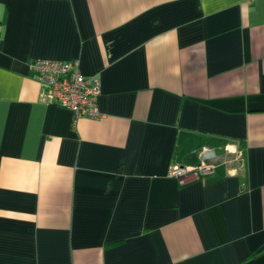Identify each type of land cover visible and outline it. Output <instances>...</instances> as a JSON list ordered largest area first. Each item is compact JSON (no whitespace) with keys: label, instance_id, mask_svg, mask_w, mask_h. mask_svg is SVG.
<instances>
[{"label":"crops","instance_id":"1","mask_svg":"<svg viewBox=\"0 0 264 264\" xmlns=\"http://www.w3.org/2000/svg\"><path fill=\"white\" fill-rule=\"evenodd\" d=\"M34 60L78 62L103 117ZM0 264H264V0H0Z\"/></svg>","mask_w":264,"mask_h":264},{"label":"built area","instance_id":"2","mask_svg":"<svg viewBox=\"0 0 264 264\" xmlns=\"http://www.w3.org/2000/svg\"><path fill=\"white\" fill-rule=\"evenodd\" d=\"M29 68L37 74L45 98L70 110L75 122L81 118L98 120L103 117L98 107L101 83L98 79L85 77L78 62L67 64L58 60H34ZM242 157L243 151L239 148L226 147L221 156L204 151L199 164L193 167L171 165L168 176L176 179L180 186H187L214 175L217 164L240 162Z\"/></svg>","mask_w":264,"mask_h":264}]
</instances>
